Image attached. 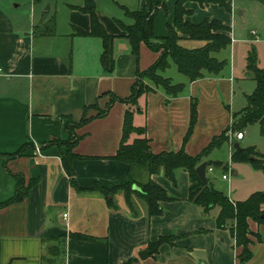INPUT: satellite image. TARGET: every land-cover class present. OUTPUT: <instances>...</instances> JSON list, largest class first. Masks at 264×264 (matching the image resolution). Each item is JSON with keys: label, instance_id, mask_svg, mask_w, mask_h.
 <instances>
[{"label": "crops", "instance_id": "crops-1", "mask_svg": "<svg viewBox=\"0 0 264 264\" xmlns=\"http://www.w3.org/2000/svg\"><path fill=\"white\" fill-rule=\"evenodd\" d=\"M111 1L116 9L113 13L118 10L115 15L95 10L105 32L113 35L110 73L99 64V38L78 34L89 29L88 15L78 8L83 2L66 5L61 21L55 10L37 0L28 4L27 16L0 8V203L15 192L14 174L22 177L24 185L33 182L20 201L0 205V264H49L48 250L59 238H63V251L53 254L60 264H264V225L248 220L250 256L239 261L240 248L234 245L228 225H215L218 207L203 210L188 199L189 178L182 168L173 170V181L162 170L148 175L146 170L134 168V180L150 178L171 197L158 203L157 215L149 216L144 201L135 193L126 201L119 187L129 179L127 165L110 158L118 144L123 103L115 101L103 116L91 118L72 131L65 129L67 122L79 121L84 106L95 103L102 109L109 94L126 98L135 71L146 69L159 55L143 42L133 55L120 25L130 23L122 8L150 7L156 0ZM175 1L163 0L156 8L152 19L156 38L166 35L168 25L174 28ZM226 4L229 10L213 2L182 3L184 21L198 24L214 19L228 28L230 42L222 50L229 52V61L222 57L225 65L219 72L204 73L192 81L169 61L161 74L173 83H182L180 92L166 96L154 88L137 98L132 124L143 127L153 154L179 149L191 156L198 154L213 136L232 124V114L245 105L252 81L246 69V53L264 34V1L226 0ZM176 32L177 43L183 48L204 44ZM237 42L249 45L235 65L231 55ZM215 52V57L211 55L214 58ZM191 103L195 118L183 141ZM95 111L88 108L86 115ZM236 131L242 133L239 139L232 134ZM232 133L230 140L212 148L204 160L211 162L205 176L206 172H219L217 178L225 182L226 189L224 183L206 179L234 202L257 191L264 180L253 174L255 183L241 199L230 196L231 184L221 175L228 171L223 168L226 166L231 168V175L238 176L242 164L230 157L232 144L243 139L241 130ZM74 136L77 138L70 152L75 156L70 166L77 188L71 185L61 162L64 142ZM134 137L131 134L129 141ZM20 147L21 154L7 156ZM219 153L227 155L220 158ZM76 234L90 239L74 237ZM168 235L175 236L173 243H162L152 252L149 244L158 236ZM142 251H147L146 256ZM139 253L144 258L139 259Z\"/></svg>", "mask_w": 264, "mask_h": 264}, {"label": "trees", "instance_id": "trees-1", "mask_svg": "<svg viewBox=\"0 0 264 264\" xmlns=\"http://www.w3.org/2000/svg\"><path fill=\"white\" fill-rule=\"evenodd\" d=\"M183 1L185 0L175 1L173 17L174 28L168 25L166 35L161 38H156L153 34L152 19L156 8L163 5V0H156L154 5L152 4L150 7H138L133 10L122 8L123 14L130 19L129 24L124 25L121 23L120 25L123 35L128 39L131 53L136 56L138 44L143 42L149 49L159 51V55L146 69L135 71V76L126 98L120 99L113 94H109L108 103L102 109H99L95 103L91 106H84L79 121L76 123L67 122L64 127L68 131H72L73 127L91 118L103 116L113 102L117 101L123 103L124 110L122 113L118 144L115 154L110 158L121 161L127 165L129 179L119 187V189L123 190L126 201L129 202V195L135 193L144 201L147 214L149 216L157 215L160 211L158 203L160 201L169 200L171 197L167 195L166 191L160 185L150 178L144 181L134 180V168L143 167L148 175L162 170L163 175L171 181H173V170L175 168L179 167L184 169L189 178L188 199L201 206L203 210H208L213 206L218 207L215 225L218 228L228 225L234 240V245L240 248L237 256L238 260L244 261L250 256V251L248 249V244L250 243L248 237L250 233L248 220L264 225V191H253L245 199L232 202L222 192L213 188L208 180L206 184H202L194 172V167L204 160L205 155L212 148L218 147L222 142L227 140V128L222 130L218 135L213 136L198 154L191 156L186 154L182 149L176 152L170 151L153 154L149 150L147 139L143 136V127L134 126L132 124V115L137 109V98L140 95L152 91L154 88H160L166 96H175L182 89V83H173L168 77H164L160 73L166 68L169 61L175 65L176 70L182 74L187 81L195 80L204 73L216 74L225 65L224 60H217L211 56V53L229 44L230 38L228 36V28L214 19L203 20L198 24H191L184 21L182 17L186 11L182 7ZM195 1L199 4L209 2L217 3L219 6L229 10L226 0ZM78 8L86 13L89 18L88 31L79 30L78 34L99 38L101 43L99 64L104 72L110 73L113 69V35L106 33L99 23L94 11L93 0H84L82 6ZM174 29L178 30L189 39L202 40L204 44L194 49L183 48L177 43L179 37ZM246 69L250 71L251 79L254 81V88L245 96L244 107L237 112L241 117L239 118L238 125L231 126L230 130L235 131L246 125L257 123L261 135L264 136V71L256 66V55L253 47H251L246 54ZM88 108L96 110L94 115H86ZM194 118L195 106L194 103H191L189 126L183 137V141L191 130ZM131 134H135L136 137L129 141ZM76 138L77 137L74 136L71 141L64 142L66 151L61 156V162L69 177L71 185L77 188L72 177L73 174L70 166V161L75 156L70 152V149L75 143ZM21 151L22 148L20 147L15 152L7 154V156L15 157L21 154ZM252 153L258 152L253 150L252 147L247 149L234 148L232 144L230 158L232 162L248 161L253 167L261 169L264 172V160L260 162L259 159L255 157L251 158ZM207 165H211V162L208 161ZM223 168L226 169V167ZM13 178L15 180V192L10 199L5 203H0V205L20 201L33 183L32 180H30L24 185L22 177L15 174ZM133 185H135L137 189L132 190L131 187ZM107 192H109V190ZM73 236L81 239H90L89 236L79 234ZM174 239L175 236H158L155 241L149 244V247L152 249V252H154L160 244H172ZM256 239L259 240V237H256ZM61 245H63V238H59L58 244L51 246L48 250L51 254L48 258L50 260L49 264H57L56 258L54 257L55 254H53L52 251L57 249L56 253L58 255L63 251Z\"/></svg>", "mask_w": 264, "mask_h": 264}, {"label": "rangeland", "instance_id": "rangeland-1", "mask_svg": "<svg viewBox=\"0 0 264 264\" xmlns=\"http://www.w3.org/2000/svg\"><path fill=\"white\" fill-rule=\"evenodd\" d=\"M31 1L32 0H0V5H1L0 8L2 10H6L8 12L14 11V15L19 14L21 16H27L29 13V7H28L29 5L28 4ZM37 1H39V3L42 2L43 4H46L51 10H55L57 20H60V21L62 20V18L64 16V12H66V10H67L66 5H68V4H82V2H83V0H37ZM93 3H94V11L96 9H98L100 12H102L104 14H110L111 13V15H115L118 12V10H117V12L115 11L113 13V10H116V9H115V7L112 6L111 0H93ZM14 5H19V6H17L16 9H13L12 7ZM36 7L37 8L40 7V4L37 5ZM263 26H264V24H263ZM263 35H262V38L259 39V41L251 43V44L253 45V49H254V52L256 55V66L258 68H262L264 71V37H263ZM248 45L249 44H247V43H241V42H237L235 44L234 54L231 55V59L235 63V65L239 64V59L246 52ZM214 53H216V52H212L211 55L214 56ZM222 57H224L226 60V63H228L229 52L223 51L222 49L217 51L216 58L221 59ZM174 79H175V77H174ZM252 81H249V85L247 88H249V87L250 88H249V90H247V93H250L253 90L254 84ZM247 84H248V82H247ZM237 112L238 111H236L232 114L234 117V120H233L232 124L229 127H227V131H226L227 140H230V137L232 134L234 135V132L232 133V130H230L231 126L232 127L237 126L239 123L238 122L239 118H241L240 114H238ZM237 130H241L243 132V139L240 141H236L238 143L239 148L247 149V148L252 147L253 150H256L258 153H254V154L252 153L251 158L255 157V158L259 159L260 162L263 161L264 160V136L261 135L258 125L257 124L246 125V126L240 128V129H237ZM260 154H262L263 157ZM226 155H227L226 153L225 154L219 153L220 158H222L224 156L226 157ZM239 163H241L242 166L239 168V174L237 177L231 175V172H230L231 168L230 167L225 166L226 168H228V171H224V173L226 174V176L229 180V183L231 184L232 192L230 193V196L233 199L234 198L235 199H241L240 198L241 195H243V193L245 191H248L250 188L253 187L252 185L255 183L253 174H257L262 180H264V172L261 169H257L255 167H253V165L248 161H242ZM216 165L218 166L219 164H215V166ZM227 166H228V164H227ZM140 168L145 171V169L143 167H140ZM141 169H139V170H141ZM252 172H254V173H252ZM217 173H219V172H215V171L214 172H206V177L208 179L214 178L218 183H224V189H226L225 182H223L222 180L217 178L218 177ZM133 174H134V170H133ZM226 183L228 184V182H226ZM257 191H264V185L260 186V188ZM215 209L216 208L214 206V207L210 208L209 211H214ZM56 252H57V249H54L52 251V253H56ZM58 263L60 264L59 260H57V264Z\"/></svg>", "mask_w": 264, "mask_h": 264}, {"label": "water", "instance_id": "water-1", "mask_svg": "<svg viewBox=\"0 0 264 264\" xmlns=\"http://www.w3.org/2000/svg\"><path fill=\"white\" fill-rule=\"evenodd\" d=\"M233 147L234 148H239L237 142L233 143ZM207 166V161L203 160L200 163H198L195 167H194V172L196 174V176L198 177V179L200 180V182L202 184H206L207 183V179L205 176V168ZM133 187V186H132ZM135 189H137L135 187ZM144 253V255L146 256L147 251H142ZM142 253L137 254L139 259L144 258V256L141 255Z\"/></svg>", "mask_w": 264, "mask_h": 264}, {"label": "built area", "instance_id": "built-area-1", "mask_svg": "<svg viewBox=\"0 0 264 264\" xmlns=\"http://www.w3.org/2000/svg\"><path fill=\"white\" fill-rule=\"evenodd\" d=\"M241 136H242V133H241L240 131H236V132H234V137H235L236 139H239ZM208 170H210L209 167H208ZM221 177H222L223 179H225V178H226V174H222Z\"/></svg>", "mask_w": 264, "mask_h": 264}]
</instances>
